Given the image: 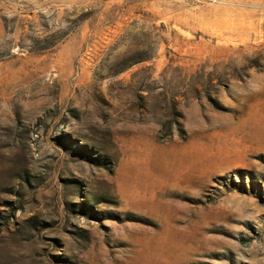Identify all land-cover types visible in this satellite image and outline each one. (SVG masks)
Masks as SVG:
<instances>
[{"label":"rangeland","instance_id":"374dc122","mask_svg":"<svg viewBox=\"0 0 264 264\" xmlns=\"http://www.w3.org/2000/svg\"><path fill=\"white\" fill-rule=\"evenodd\" d=\"M0 264H264V0H0Z\"/></svg>","mask_w":264,"mask_h":264}]
</instances>
